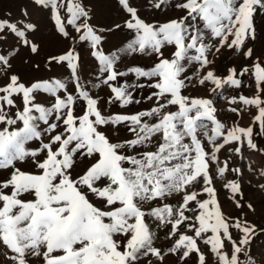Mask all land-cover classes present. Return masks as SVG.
Returning a JSON list of instances; mask_svg holds the SVG:
<instances>
[{
	"label": "snow or ice",
	"instance_id": "6c2138e0",
	"mask_svg": "<svg viewBox=\"0 0 264 264\" xmlns=\"http://www.w3.org/2000/svg\"><path fill=\"white\" fill-rule=\"evenodd\" d=\"M39 2L55 6L54 0ZM121 3L130 14L126 27L136 32L127 51L155 54L157 62L149 68L134 65L120 71L116 55L93 52L101 74H106L103 84L112 94L107 102H118L122 108L140 103L134 99V90L149 87L155 91L146 99L154 100V106L134 114L103 115L98 98L80 83L78 56L73 50L51 59L68 63L75 92H70L60 79L26 86L15 74L0 85V125H5L0 128V170H10L7 178L0 180V248L4 249L0 258L8 264H29V257L37 258L38 264H138L141 257L154 256L163 261L167 254H174L179 260H186L196 254L198 264H207L198 245V240H203L218 264H242L241 255L245 257L243 264H256L248 250L255 226L246 220L232 221L223 214L210 174L214 162L219 176L228 171L227 161L219 166L217 157L226 145L243 144L246 140L249 148L256 149L253 129L233 127L225 131V125L216 118L212 99L183 95L182 90L188 86L186 81L192 79L184 75L186 65L198 64L199 72L212 62L209 53L225 48L241 50L247 40L255 39V17L264 13V0H178L175 8L185 14L159 24L141 19L128 0ZM168 3L170 0H155L153 7L161 9ZM67 11L71 14L68 24L75 25L77 32L83 29L79 39L91 41L94 48L99 45L101 37L86 21L76 24L87 17V11L74 0H68ZM57 22L59 31L67 36L59 15ZM4 31L24 36L16 24L6 20L0 21V33ZM166 45L174 46L170 57L162 50ZM31 51H37L35 45ZM252 54L251 48L244 52L246 57ZM10 66L9 58L0 55V67ZM253 69L258 91L264 90L260 89L264 67L255 63ZM249 71L245 67L239 75ZM228 73L221 78L207 71L198 83L213 84V92L226 85L239 87L242 82L236 78V69L230 68ZM129 75L149 83L119 82ZM37 91L54 98L50 106L36 102ZM16 96L21 98L22 108L13 118L5 106L17 107L13 99ZM239 100L259 109L255 120L260 121L264 132V101L258 95L251 99L240 96ZM77 101L84 104L80 115L75 114ZM229 102L236 103L237 98ZM170 106L176 110H170ZM153 118L155 122H150ZM18 122L22 126H17ZM41 122L46 125L43 130ZM121 124L133 138L112 142L99 130L101 126ZM45 134L48 142L42 139ZM201 137L212 145L211 152ZM32 140L40 141L39 146L26 150V142ZM148 146L153 150L126 154L127 150ZM229 151L239 153L240 147ZM77 156L94 162L74 178ZM29 159L36 171L17 166ZM232 171L239 174L241 170ZM196 184L203 185L207 199H198L201 193L192 190ZM225 187L233 198L242 194L238 181H228ZM174 193H182L177 204L164 203L145 210L148 202L162 201ZM236 206L243 207L238 199ZM247 207L251 209L252 205ZM189 212L195 215H187ZM148 217L158 222L157 227H167V238L174 239L167 252L153 246L155 234ZM185 227L194 234H186ZM232 228L241 233L238 239L233 238ZM226 241L231 244L230 254L224 251ZM148 264H152L151 259Z\"/></svg>",
	"mask_w": 264,
	"mask_h": 264
},
{
	"label": "rangeland",
	"instance_id": "374dc122",
	"mask_svg": "<svg viewBox=\"0 0 264 264\" xmlns=\"http://www.w3.org/2000/svg\"><path fill=\"white\" fill-rule=\"evenodd\" d=\"M79 3L88 13L86 18H81L76 21V24L87 22L101 37V43L95 48L91 41H81L79 36L83 34L75 30V25L68 24L71 14L67 11L68 0H54L53 3H41L39 0H0V21H8L16 24L20 31L24 32V36H17L10 31L0 33V55H5L9 58L10 68L0 67V85L8 82V77L12 74L17 75L20 81L26 86H30L33 82L60 79L67 84L70 92H75L72 69L68 63H57L52 60L53 57H59L66 54L69 50H73L78 56V75L80 83L85 90L89 91L90 95L99 100V108L103 115L111 114H134L154 106V100H147L146 97L155 89L144 87L135 89L133 92L134 99L140 100V103H133L126 107H120L118 102L108 103V98L112 95L109 88L103 84L106 74H101L100 64L98 59L93 55V52L99 50L106 55H116V67L120 71L126 70L131 66H141L149 68L157 62L155 54L150 53H132L127 51V45L136 38L134 29L126 27V21L130 19V14L126 11L121 0H74ZM155 0H128V5L137 10L138 16L148 23H164L170 19L183 16L185 13L177 8L175 4L178 0H170V3L162 6L161 9L153 7ZM59 15L60 23L64 25L67 36L59 31L57 22ZM31 27H28V26ZM119 25V27H117ZM256 37L246 41L245 46L241 50L221 49L219 53H209V59L212 61L204 69H199L196 63L186 65L187 71L184 75L190 76L192 79L186 81L188 85L182 90L183 95L190 97H202L212 99L216 107V118L225 125V131L233 127H252L253 143L256 149H251L247 146V142L240 144L234 142L231 145H226L217 153L219 166H223L227 161L228 171L223 177L217 173V163L210 165V174L213 177V186L216 190V198L218 199L221 211L232 221L240 219L248 221L255 226V233L251 237L248 250L256 264H264V132L261 131L260 121L255 120L259 114V109L255 105H246L239 100L240 96L246 98H255L257 95L264 101V90H259L257 87L255 76L253 75V65L259 63L264 67V13H260L255 17ZM27 41V43H25ZM214 42V41H213ZM35 45L36 52L31 51V47ZM252 49V56L246 57L244 52L247 49ZM164 55L170 57L174 46L166 45L163 49ZM38 66V67H37ZM249 68L250 71L244 75H239L243 68ZM235 68L237 77L241 80L239 87L226 85L222 89L212 91L214 87L211 83L200 85L198 80L207 71H213L216 76L226 78L228 69ZM128 81L130 83H144L149 81L141 78L136 81L131 75L119 79L120 83ZM154 82V81H153ZM260 89H264V84L260 85ZM62 94V93H61ZM36 102L50 106L53 102V97L50 94L37 91L34 93ZM237 98L236 103H230L233 98ZM16 106L9 108L5 106V111L14 118L15 112L22 108L21 98L13 97ZM264 106V105H262ZM236 108L237 112L231 111ZM84 104L82 101H77L75 106V114L83 113ZM170 110L175 111V106H170ZM150 122H155L154 118ZM209 128L212 127L210 122ZM5 125H0V128ZM17 126H22L19 124ZM15 127V126H14ZM46 127L40 123V130ZM11 130V129H10ZM57 129V131H61ZM101 131H104L109 136L112 142L124 141L133 138V134L128 131L123 124L118 126L105 125L101 126ZM54 134V133H53ZM42 139L48 142V136L45 134ZM207 151L211 152L212 145L208 144L207 138L201 137ZM222 142V139L219 141ZM40 141L32 140L25 144L26 150H34L39 146ZM240 147V152L235 153L229 151V148ZM153 150L151 146L146 148H138L136 150H127L126 154H135L136 151ZM123 151V150H122ZM43 154H41L42 158ZM77 164L73 171V177L86 169L93 161L77 156ZM18 167L25 171H36L31 160L24 163H18ZM127 166V165H125ZM239 168V174L232 169ZM10 170H0V180L7 178ZM228 181H238L241 186L242 194H237L233 198V194L225 187ZM202 184H196L192 189L200 192L198 199L204 200L208 196L202 192ZM93 202L99 204L93 197ZM182 199V193H174L162 201L148 202L144 205L145 210L151 207L161 206L164 203L177 204ZM239 200L243 207L236 206V200ZM194 203V202H193ZM248 204L252 208L247 207ZM187 215L194 216L195 213L189 212ZM151 230L155 234L153 246L160 248L163 252L173 244L174 239L167 238V227H157L158 222L151 217L147 218ZM184 231L188 235L194 233L187 227ZM234 239H238L241 233L235 229H230ZM211 235V233H208ZM225 252L230 254L231 244L225 242ZM198 245L206 257L207 264H218L217 257L212 253L210 246L205 245L203 240H198ZM4 251L0 248V252ZM29 264H38L35 257H29ZM151 259L152 264H198L196 254H192L186 260H179L174 254H167L163 261L156 257H141L138 264H148ZM242 264L245 257H240ZM0 264H8L3 258H0Z\"/></svg>",
	"mask_w": 264,
	"mask_h": 264
}]
</instances>
